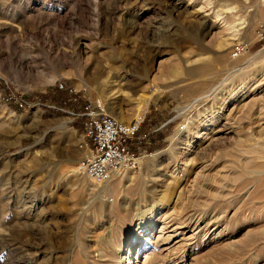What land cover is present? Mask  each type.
Here are the masks:
<instances>
[{
    "label": "rangeland",
    "instance_id": "obj_1",
    "mask_svg": "<svg viewBox=\"0 0 264 264\" xmlns=\"http://www.w3.org/2000/svg\"><path fill=\"white\" fill-rule=\"evenodd\" d=\"M263 25L264 0H0V264H94L147 201L156 223L139 232L185 227L161 242L166 264H264L252 169L213 183L234 152L264 156ZM88 102L141 118L136 169L103 183L77 169ZM142 239L140 263L160 251Z\"/></svg>",
    "mask_w": 264,
    "mask_h": 264
},
{
    "label": "bare ground",
    "instance_id": "obj_2",
    "mask_svg": "<svg viewBox=\"0 0 264 264\" xmlns=\"http://www.w3.org/2000/svg\"><path fill=\"white\" fill-rule=\"evenodd\" d=\"M209 117H210V115L208 117H205V119L203 120L204 123L209 122ZM252 147L249 146V147H244L242 150L240 149L241 150L240 156L237 153L235 155V152H234V155L232 154L233 155V161L230 164H228L229 162L223 163L221 166V169H219L220 171L219 172L216 171L217 175L215 173V176H214L215 180H213V183L215 186H217L218 191L220 190V188L223 187L224 184H227L229 186H234L235 182L237 180H239L240 177L242 178V176H241L242 173H244V172L246 173V170L250 171V169H252L251 172L255 174V176H254L255 180L254 181L256 183H258L256 185L258 187L260 186V189H262V191H263V192H261V190L258 191V192H260V195L262 194L261 196L258 195L259 193L257 195L261 198L260 200H263L262 198H264V161H262L261 159H264V156L262 154H260L261 150L259 151V150H256V148H252ZM140 158H139V160H140ZM231 158H232V156H231ZM240 161H241V163H240ZM207 166H209V165H207ZM123 172L124 171H122L118 174H122ZM245 176L247 178V175H245ZM250 176H253V175H250ZM110 180H108V181H110ZM142 180L143 179H141L139 177L138 178H131V181L136 183L135 185H139V184L143 183ZM246 183H245V185H246ZM245 185L243 184V187ZM179 197H180V195H178V198ZM112 202H115V198L112 200ZM149 205L151 207L148 208ZM156 206H158V203L154 202V204L151 205L148 201H147L146 205H142V206L140 205V207L135 211V214L138 216L136 218V220L139 221L138 229H134L132 232L128 231L127 235L125 234L123 236V239L121 242L123 246L121 248H117L119 246L118 245L116 246L117 243H116L115 239L110 238L109 236L103 239L105 242L103 241L101 244L97 243V245L99 246V249H98L99 254L95 258L96 260H95L94 264H130L132 259H134L133 264H160V263L166 264L167 263L166 259H168V258L164 257L163 253L166 250L168 251V253L170 251L168 248L167 249L164 248L163 251L160 250L161 242L163 241L162 244H164V240H165V242L172 241L173 237H175V235L179 233L178 231L180 229L185 228V227L183 224H177L176 220H174V217L173 218L169 217L170 220H168V222L165 225H163L161 230L159 231V233L162 235L158 236L157 240L153 241L152 237H148V234H145V233L150 228H153L154 224L156 223L155 212L158 210V209H156ZM97 207L99 209V213L101 214V216L102 215L105 216L107 214L106 212H107V209L109 207L107 200H104V199L99 200L97 202ZM128 216L130 218L129 213L126 214V217H128ZM140 230H143L145 233L139 232ZM112 231H114V229H112ZM112 231H111V233H113ZM168 233H169V235H167ZM140 237L143 238L142 239L143 242H146L144 246L147 247L148 245H151V246L153 245L154 248H157V250H160V251H158L159 253H157V251L151 252L149 254L146 253L145 260H144V262H141V263H140V260H138L139 256L134 257V254L132 253V249L138 245V238H140ZM100 241H101V239H100ZM141 241H139V242H141ZM111 246H112V248H113V246H116L115 250L111 249ZM139 253L140 252H138V254ZM155 260H157V262ZM152 261H155V262L151 263Z\"/></svg>",
    "mask_w": 264,
    "mask_h": 264
},
{
    "label": "built area",
    "instance_id": "obj_3",
    "mask_svg": "<svg viewBox=\"0 0 264 264\" xmlns=\"http://www.w3.org/2000/svg\"><path fill=\"white\" fill-rule=\"evenodd\" d=\"M264 39V25L260 28ZM243 43H236L232 55L241 53ZM62 86V83H60ZM83 137L81 147L85 153L77 163V169L89 175L96 183H103L118 173L139 166L140 150L133 147L141 118L125 122L113 115L96 111L88 102L83 112Z\"/></svg>",
    "mask_w": 264,
    "mask_h": 264
}]
</instances>
